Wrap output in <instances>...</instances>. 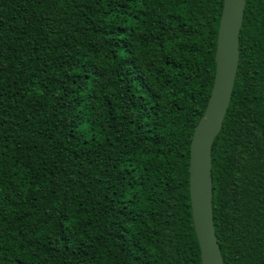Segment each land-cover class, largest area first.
I'll use <instances>...</instances> for the list:
<instances>
[{
    "label": "trees",
    "instance_id": "16d2710c",
    "mask_svg": "<svg viewBox=\"0 0 264 264\" xmlns=\"http://www.w3.org/2000/svg\"><path fill=\"white\" fill-rule=\"evenodd\" d=\"M223 0H0V264H201L189 148ZM224 264H264V0L211 149Z\"/></svg>",
    "mask_w": 264,
    "mask_h": 264
},
{
    "label": "water",
    "instance_id": "95a60500",
    "mask_svg": "<svg viewBox=\"0 0 264 264\" xmlns=\"http://www.w3.org/2000/svg\"><path fill=\"white\" fill-rule=\"evenodd\" d=\"M245 4L246 0H223L217 31L213 85L190 142L189 195L201 264H224L213 223L211 149L221 130L234 87Z\"/></svg>",
    "mask_w": 264,
    "mask_h": 264
}]
</instances>
